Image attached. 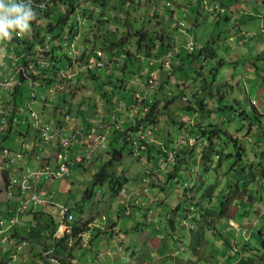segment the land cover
Listing matches in <instances>:
<instances>
[{
  "label": "rangeland",
  "instance_id": "1",
  "mask_svg": "<svg viewBox=\"0 0 264 264\" xmlns=\"http://www.w3.org/2000/svg\"><path fill=\"white\" fill-rule=\"evenodd\" d=\"M167 1L172 0H86L79 10H84L90 20L78 26L79 35L73 36L72 46L78 45L80 51L86 50V45L100 50L101 62L108 69L93 77L83 71V58L75 60L67 72L72 80L58 83L51 93L52 98L65 96L64 104L77 122L82 119L79 110L91 114L114 111L123 115L118 118L123 127L145 118L150 108L146 101L158 102L154 127L141 129L143 138L161 152L153 150L149 159L146 146L130 151L126 145L121 160L113 167L115 174L125 180L115 193L106 183L92 186L90 196L85 194L91 189L93 174L111 156L109 152L101 151L90 162L72 167L68 177L47 181L44 186L55 200L71 208L73 222L83 226L86 221L89 231L69 238L67 244L63 242L64 254L54 255L49 245L57 229L53 231L47 213L54 214L55 210L47 208L37 214L36 223L33 214L27 212L35 210L28 207L23 213L25 223L19 220L14 229L6 232L8 239L0 243V264H221L217 236L225 227L235 233L234 245L227 255L243 251L232 264L241 257L249 259V264H264V0H205L199 12L191 0H174L169 8L164 5ZM195 2L201 4L199 0ZM215 4L225 9L222 15V9L211 10ZM177 20L183 25L178 27ZM65 21L68 25L75 23L74 16ZM136 30L149 40L140 38L138 45ZM157 35L163 37L162 51L154 45ZM123 50L129 53L127 65L118 55ZM148 59H153L155 66L152 78H156L151 82L144 77ZM101 86L108 93L106 97L99 96ZM112 90L116 94L112 95ZM209 92L212 96L207 97ZM173 95L177 98L167 102ZM219 99V106L227 107L221 111L224 115L206 116L202 109L214 108ZM119 102H126V107L119 106ZM186 106H192L195 112L183 110ZM49 113L48 108L45 116ZM196 124L220 129L224 137L230 136L246 152L230 170L225 168L226 162H220L216 170L208 172L207 178L216 187L212 197L201 204L196 189L208 138L188 136L192 135L188 133L190 127ZM109 133L111 137L117 135L112 129ZM224 145L227 153L232 143ZM182 148L192 155L182 154ZM177 152L187 165L182 167L178 181H169L166 174L173 170ZM149 164H155V168ZM239 164L244 168L236 173L234 169ZM235 183L233 193L230 189ZM1 186L0 181V215H4L9 197ZM218 198L228 199L224 216L207 217L211 224L203 227L197 248L200 257L193 256L187 245L199 227L191 219L195 210L191 206L208 208ZM240 200L247 211L243 216L237 213ZM10 202L14 205L16 197H10ZM171 207H178L179 214H173ZM171 219L176 229L171 227ZM17 230L23 234L19 242L25 244L11 251Z\"/></svg>",
  "mask_w": 264,
  "mask_h": 264
},
{
  "label": "built area",
  "instance_id": "2",
  "mask_svg": "<svg viewBox=\"0 0 264 264\" xmlns=\"http://www.w3.org/2000/svg\"><path fill=\"white\" fill-rule=\"evenodd\" d=\"M52 1L32 0L35 25H45V17L38 15H43ZM85 1L72 0L69 16H74L75 23L65 22L60 31L43 29L37 35L36 28L30 27L29 33L13 31L10 39L0 40V181L9 197L4 215H0V243L8 239L6 232L17 226L28 207L35 211L55 210L58 226L53 238L70 233L74 215L69 206L55 200L45 183L68 177L72 167L90 162L108 147L113 137L111 129L115 133L123 129L118 120L123 118L120 112H96L88 121L77 122L65 101L57 103L60 94L51 97L58 83L72 80L67 72L75 60L84 57L83 71L99 72L105 65L100 50L89 48L90 54L80 51L78 45L72 46L73 36L79 35L78 26L87 22L84 10H79ZM154 71H150L147 81L156 78H152ZM48 108L49 116H45ZM143 132L140 129L129 138L133 149L144 148L138 144ZM12 196L16 197L14 205L10 202ZM22 243L25 241L13 243L10 248L21 249Z\"/></svg>",
  "mask_w": 264,
  "mask_h": 264
},
{
  "label": "trees",
  "instance_id": "3",
  "mask_svg": "<svg viewBox=\"0 0 264 264\" xmlns=\"http://www.w3.org/2000/svg\"><path fill=\"white\" fill-rule=\"evenodd\" d=\"M66 3H70L69 5H71V7L73 8V2L72 0H53L51 5L49 7H47V9L44 10V14L43 15H38V17H45V22H47V24H45L44 26H37L35 25V21L33 20L31 22L30 27L32 28H36V33L37 35H39V33L42 32L43 29H47V30H53V29H58L59 31L61 30L62 25L66 22V18L69 15V12L65 13V4ZM104 3V1H103ZM195 9L197 10V12H199V10L202 9L203 5L201 4H196ZM225 12V10L221 13H219V15H222ZM85 13V11H84ZM87 13V12H86ZM90 17H93L92 14H89ZM53 17V18H52ZM52 18V20H51ZM89 19V17H87ZM96 17V21H97ZM226 19H230L229 16H225ZM87 19V20H88ZM90 20V19H89ZM237 25V23H235ZM233 24L232 27L235 25ZM238 27L235 29L236 31H238ZM140 30H136L135 31V35L137 36L136 42L139 45V39L141 38V40L145 39V40H149V38H146V36H144V33H141ZM69 35V34H68ZM154 41V45L157 46L158 50H163V37L162 36H155L153 38ZM152 41V42H153ZM114 41L110 42V48L111 50L113 49ZM94 49V48H92ZM96 50V49H95ZM86 51H88L90 54L92 53L91 50H89L88 45H86ZM110 51V49L108 50ZM114 52V51H113ZM116 55V54H115ZM121 55L119 56L122 61V63L124 65H127V63L129 62V58L128 55V51L123 50L121 52ZM197 55H201L200 53H198ZM84 59V57H82ZM81 58V59H82ZM151 59V58H150ZM195 59V58H192ZM153 60V59H152ZM151 60L148 59V68L145 71L144 77L145 80L148 79V74L150 73V71L155 68V66H153V64H150ZM219 65H222V62L219 63ZM108 69V68H107ZM106 65L103 66L102 71H106ZM86 74H89L90 76L96 77L99 72L97 71H91V70H86L85 71ZM141 75V74H140ZM114 88V87H113ZM118 89V87H115ZM114 88V89H115ZM212 92V91H211ZM209 92L207 93V97L212 96V93ZM217 92L222 93L220 89H217ZM193 93H197L196 89L193 91ZM108 93L106 92L105 89H103V87L101 86L100 88V97H106ZM116 94L114 90H112V95ZM204 96V97H206ZM175 98H177L176 95L171 96L170 98L167 99V102H171L173 101ZM111 99H113V97H109L108 101L111 102ZM202 99V98H201ZM65 101V96L61 95L58 97V104L61 105L62 102ZM149 101V100H148ZM146 101L147 106H150L149 110L146 111V116L143 119H137L135 120L136 123L134 124H126L125 127H122V130H117L116 133L117 135L112 137V140L110 141L108 147L103 151L104 153L109 152L111 154V156L102 164V166L99 168V170L93 174V178L91 180V189L85 190V194L87 196H90L92 194V186L98 184V185H105L106 183H108V189L111 193H115L117 191V189L119 188L120 184L122 182H124L125 180H122V178L118 175L115 174V170L113 169V167L115 166L114 164L117 162L119 163V161L122 158V152H123V148L128 145L129 146V150L132 151L133 148L132 146H130L129 144V138L131 136H134V134L136 132H138V130H140L141 128L144 129V131H146L149 128H153L154 126H152V124H154L155 122H157V117L155 113L156 107H157V103L158 102H148ZM202 101V100H201ZM200 101V102H201ZM126 104V102H124ZM220 103V99L218 100V104L214 106V108L211 109H207L206 111L202 109V111L205 113L206 116H210L211 113H219L224 115V113H222L221 111H225V109H227V107L225 106H219ZM127 105V104H126ZM183 110L188 111L189 113H193L195 112L194 109L192 108V106H186ZM244 113V111L240 112V115ZM78 114L82 116V120L83 121H88L91 116L93 114H91L90 112H86V111H78ZM159 112H158V116H159ZM162 115V113H161ZM242 117V115H241ZM189 134L192 135H188L193 136L194 135H198L199 137L205 136L208 138V143L206 145V149H204L203 155H202V164L200 165L202 168V174H201V180L198 181L197 183V189H196V194L199 195L200 198V204L201 201L204 199H210L212 197L211 193L213 191V189L216 187V184H212L211 180H209V178H207L208 172L217 168V166L219 165V163L226 162V166L225 168L227 170H230V168H232L236 163L237 160L241 161L242 155L246 154V152H242L243 148H239L236 146L235 144V140H232L230 136L224 137L223 136V131H221L220 129H209V127L205 124H196L193 125L192 127H190ZM215 141V142H214ZM217 142V143H216ZM224 142H231L232 146L231 148L227 149V153L225 152V146ZM139 145H145L146 146V152L148 154V158L151 159V152L154 150V146L150 145L146 139L141 138L138 141ZM181 147V146H180ZM182 150V154H188V156H191V152H186L183 148ZM142 151V150H140ZM155 153H160V150H154ZM164 156H167L166 152L162 153ZM176 162H174L173 164V170L171 172H169L167 175V177L169 178V181H178V176L181 175L182 173V167L184 165H187L186 160H184L183 158L179 157V153H175L174 155ZM233 159V160H232ZM159 160L155 161V163H158ZM150 162V161H149ZM147 160V164L149 163ZM247 165V164H246ZM149 166L154 169L155 168V164H152V166L149 164ZM243 165L239 164L237 168L234 169V171L236 173H239L241 169L244 168ZM263 169V174H264V166H262ZM206 172L205 175H203V173ZM181 180L184 181L183 176L181 177ZM240 178H237V181H239ZM233 188L232 190L230 189V191H232L233 193L236 192V187L237 184H233ZM208 187V188H207ZM207 188V189H204ZM228 203V199H223V198H218L217 201H214V204L212 206L204 207L201 206L200 208H196V204L192 205L191 207H193L195 210L192 211L193 215H192V221L194 223H197V226L199 227L198 230L194 233L193 235V241L190 242L189 245H187V250L189 253H191L193 256H197L200 257V254H198V250L197 248H199L200 244V240L201 237L203 235V227H209L211 224V221L207 219V217H210L209 215H216L217 217H223L225 210H226V206ZM243 208V211H242ZM69 211L71 212V208L69 207ZM171 211H173V214H179L178 212V207L177 209L175 207H171ZM242 211V213H241ZM4 212V210H3ZM30 212L28 215H31V213L33 214L32 216H34V218H32V220H35L36 223L39 222V217H37L38 215H41L44 213V211H27ZM245 212H247L246 210H244V203L240 200L239 206L237 207V213H239L240 216L245 215ZM25 213V212H23ZM20 215V220L22 219V221L24 222L23 219V215ZM48 217L51 219V225L53 228V231L57 228L58 226V222L55 219L54 214H50L49 212L47 213ZM27 215V214H26ZM182 215V214H181ZM184 215V214H183ZM185 217V216H183ZM171 227L176 229L175 224H174V219H171ZM25 223V222H24ZM25 225V224H24ZM23 225V226H24ZM27 227H29V222L27 223ZM48 226V225H47ZM25 226L22 228L23 231ZM17 229V228H16ZM89 231V227L86 226V221L83 223V226H80L79 223L77 222H72V230L70 233H66L63 237L61 238H53L52 239V244L51 246L49 245V247L53 248V252L55 253L54 255H56L57 253L60 254H64V249L65 246H62V243L64 242V244H67V241L69 240V238H73V237H79L80 234H82L83 232ZM18 232V230H17ZM16 232V233H17ZM23 238V234H15V237L13 239V243H17L19 242V239ZM217 238L219 239V246L221 247L220 250V258L222 259V263L221 264H232V261H236L233 260L235 258H237L238 256H242L243 254L241 252H239L238 250L233 253V255H227V251L232 249V246L234 245V238H235V233L234 230L231 227H225L223 230H220L218 233ZM59 245V248H58ZM11 251H13L12 248H10ZM245 253V252H244ZM226 256V258L224 259V257ZM244 256H248V255H244ZM239 260V261H238ZM236 264H249L250 260L246 259V258H239ZM195 261V260H194Z\"/></svg>",
  "mask_w": 264,
  "mask_h": 264
},
{
  "label": "clouds",
  "instance_id": "4",
  "mask_svg": "<svg viewBox=\"0 0 264 264\" xmlns=\"http://www.w3.org/2000/svg\"><path fill=\"white\" fill-rule=\"evenodd\" d=\"M195 1L196 0H191V2L195 3L194 6L196 5ZM205 2H206L205 0H199V3H201V5L206 4ZM167 3H169V5H167ZM173 4H174V0L167 1L165 2L164 5L165 7L169 8ZM221 9L222 11L225 10L222 6L217 5V4H215L214 7L211 8V10L213 11H218ZM71 10H72L71 5L66 6L65 4V13L67 12L70 13ZM34 19H35V12L32 7V0H26V2H22V0H7V3L5 2V0H0V40L10 39L11 32L13 31H18V34L29 33L31 30L30 29L31 22ZM178 23H179L177 24L178 27H180V25H183V24H180V23H183V21H178ZM190 46L193 47L192 44ZM190 50L193 51L194 47ZM152 64H154V60L152 61ZM162 67H164V64L162 65Z\"/></svg>",
  "mask_w": 264,
  "mask_h": 264
},
{
  "label": "bare ground",
  "instance_id": "5",
  "mask_svg": "<svg viewBox=\"0 0 264 264\" xmlns=\"http://www.w3.org/2000/svg\"><path fill=\"white\" fill-rule=\"evenodd\" d=\"M60 232H61V233L63 232V228H60L59 233H60Z\"/></svg>",
  "mask_w": 264,
  "mask_h": 264
}]
</instances>
